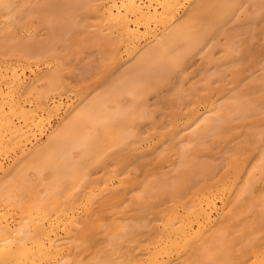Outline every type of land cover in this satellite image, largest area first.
<instances>
[{
    "label": "bare ground",
    "instance_id": "obj_1",
    "mask_svg": "<svg viewBox=\"0 0 264 264\" xmlns=\"http://www.w3.org/2000/svg\"><path fill=\"white\" fill-rule=\"evenodd\" d=\"M183 1L0 0V264H264V0Z\"/></svg>",
    "mask_w": 264,
    "mask_h": 264
},
{
    "label": "rangeland",
    "instance_id": "obj_2",
    "mask_svg": "<svg viewBox=\"0 0 264 264\" xmlns=\"http://www.w3.org/2000/svg\"><path fill=\"white\" fill-rule=\"evenodd\" d=\"M188 5H189L188 2L185 1V0L183 1V3L181 2V5L179 6V10H180V12H182L185 8H187ZM243 6H244V4H243L242 6H239V8L243 9ZM239 8H238V10H239ZM262 8H263V7H262ZM238 10H237V11H238ZM262 10H264V8H263ZM262 10L260 9V12H261ZM241 11H242V10H241ZM241 11L239 10V12H241ZM240 14H241V13H240ZM263 14H264V13H262L261 18L264 17ZM236 15H237V13H236ZM238 15H239V14H238ZM232 18H233V17H232ZM233 19H234V18H233ZM233 19H232V20H233ZM235 19H236V17H235ZM229 20H230V19H229ZM229 20H228V21H229ZM232 20L229 21L228 24L226 23V24H227V25H226L227 28H228V26H230L233 22H234V24H235V21L232 22ZM256 20H257V19H256ZM260 20H261V19H260ZM228 21H227V22H228ZM257 22H258V21H257ZM262 22H264V19H263ZM234 24H233V25H234ZM258 24H259V22H258ZM260 24H262V23H260ZM260 24H259V30L261 29L260 31L263 32L264 30H262V27L260 28V26H264V25H260ZM231 26H232V25H231ZM224 27H225V26H224ZM227 28H226V29H227ZM229 28H230V27H229ZM229 28H228V29H229ZM263 28H264V27H263ZM257 29H258V27H257ZM259 34H261V32H260ZM259 34H258L257 36H255V37H257V38L254 39V41H255L254 46H257V47H258V46L260 47V45H264V37H262V36L259 35ZM263 34H264V32H263ZM263 34H262V35H263ZM258 36H259V37H258ZM263 36H264V35H263ZM221 39H223V38H221ZM253 43H254V42H253ZM259 47H258V49H259ZM260 50H261V51H260L259 53H258V51H257V54H258L259 57H261L262 55H264V51H263L262 49H260ZM216 52H217V53H215V54H216V57L219 56V55H221L218 51H216ZM236 53H237V52H236ZM236 53H235V54H236ZM198 55H199V56H198ZM236 55H238V53H237ZM200 57H201L200 54H197V56L195 55V57H193L194 60H193V59H192V60H193V61H196V62H193V64L190 63L191 66L189 65L190 67L187 69V72H188L190 75H192L193 73L195 74V72H197L198 70L201 71L202 69H206V68H205L206 66L204 67V64L201 62L202 59H201V60L199 59ZM240 62H242V60H240ZM244 62H245V61H244ZM242 63H243V62H242ZM243 64H244V63H243ZM243 64H242V66H243ZM245 64H246V62H245ZM245 64H244V66H245ZM246 66H247V65H246ZM209 67H210V66H209ZM211 67H212V66H211ZM211 67L209 68L210 70H211ZM253 68H254V67H253ZM200 69H201V70H200ZM207 69H208V68H207ZM212 69H213V68H212ZM247 69H248V68H247ZM250 69H252V68H250ZM255 69H257V67H255ZM258 69H261V68H258ZM247 71H249V69H248ZM209 72H211V71H209ZM251 72H252V70H250V72H246V73L248 74V73H251ZM225 73H226V72H225ZM252 73H256V71L254 70ZM257 73L260 74V73H261V70H260V73H259V70H257ZM66 74L69 76L70 73H69V74L66 73ZM67 75H66V76H67ZM225 75H226L227 77H225L224 79L229 78V73H228V74L226 73ZM72 76H73V75L70 74V77H66V79L69 78V79H68V82H69V80H70L72 83H73V82L75 83L76 79H74V77H72ZM211 76H212V74H211ZM198 77H199V76H198ZM195 78H196V77H195ZM215 78H217V80H216ZM218 78H219V76L214 75L212 79H213V81H217V82H218V81L220 80V78H219V79H218ZM74 80H75V81H74ZM191 80H193V79H191ZM191 80L187 81V82H186V85H188V84L191 82ZM220 81H221V80H220ZM217 82H216V83H217ZM69 83H70V82H69ZM72 83H71V84H72ZM74 83H73V84H74ZM89 83H91V80H90ZM214 84H215V82H214ZM91 86H92V85H91ZM150 99H151V98H150ZM152 100H153V99H152ZM150 101H151V100H150ZM52 123H54V121H53ZM167 167H168V166L165 165V166H164V169H167ZM138 174H140V173H138ZM138 176H139V175H138ZM262 184H263V183H262ZM262 184H261V185H262Z\"/></svg>",
    "mask_w": 264,
    "mask_h": 264
}]
</instances>
